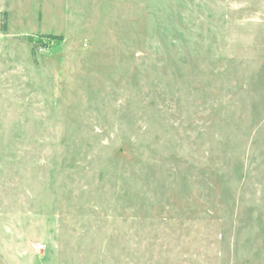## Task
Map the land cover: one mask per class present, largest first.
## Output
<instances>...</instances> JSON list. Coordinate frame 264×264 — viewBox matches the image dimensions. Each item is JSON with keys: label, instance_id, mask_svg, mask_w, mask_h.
Segmentation results:
<instances>
[{"label": "rangeland", "instance_id": "374dc122", "mask_svg": "<svg viewBox=\"0 0 264 264\" xmlns=\"http://www.w3.org/2000/svg\"><path fill=\"white\" fill-rule=\"evenodd\" d=\"M0 264H264V0H0Z\"/></svg>", "mask_w": 264, "mask_h": 264}, {"label": "built area", "instance_id": "2783aa9c", "mask_svg": "<svg viewBox=\"0 0 264 264\" xmlns=\"http://www.w3.org/2000/svg\"><path fill=\"white\" fill-rule=\"evenodd\" d=\"M41 247H44V246H41Z\"/></svg>", "mask_w": 264, "mask_h": 264}]
</instances>
